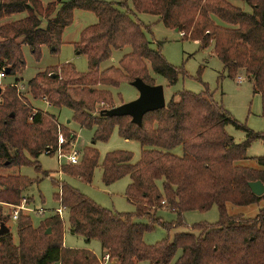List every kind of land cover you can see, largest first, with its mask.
I'll list each match as a JSON object with an SVG mask.
<instances>
[{
    "label": "trees",
    "instance_id": "16d2710c",
    "mask_svg": "<svg viewBox=\"0 0 264 264\" xmlns=\"http://www.w3.org/2000/svg\"><path fill=\"white\" fill-rule=\"evenodd\" d=\"M128 1L55 0L43 5L39 0H0V21L25 15L0 26V72L5 76L24 69L23 45L36 59L44 46L56 55L75 11L96 16L97 23L85 28L74 45L75 52L87 59V73L64 64L38 73L27 87L33 99L67 108L80 128L93 129V145L107 142L117 128L120 138L142 147L135 163L132 154L124 151L107 153L101 163L105 185L130 179L124 195L135 208L132 213L102 208L70 185L51 179L58 188L55 201L67 210L70 232L86 243L99 242L100 258L87 249L65 248L64 222L58 216H49L35 228L28 215L20 214L15 221L18 244L14 245L9 227V233L0 236V264H103L105 256L116 264H170L178 251L174 264H264V208L246 219L227 212L228 204L245 207L264 202V194L256 196L248 187L255 181L264 185V171L236 165L246 158L253 142L264 143V135L239 124L212 100L207 88L175 94L164 109L145 114L140 127L129 117H101L104 108L96 109L114 107L110 91L101 87L117 88L136 78L154 86L153 75L164 78L168 86L177 83L180 71L167 63L160 48L152 49L145 36L137 14H146L157 17L165 28L183 33L184 39L199 42L201 48L213 44L229 78L234 79L240 70L245 73L253 95L260 96L264 117V0H242L251 13L228 0H131L132 10ZM125 47L131 51L117 67L99 71L113 51ZM14 85L18 80L0 94V169L33 167L41 173L40 155L54 154L60 134L65 139L63 147L76 136L55 115L33 110L19 98ZM227 125L243 131L244 142L235 143L225 131ZM177 147L182 149L181 156L171 153ZM99 159L96 149L87 148L79 165H65L59 172L91 183ZM254 160L264 168V156ZM34 184L36 180L24 176L0 175V204H29L31 199L24 192ZM214 206L219 220L193 225L197 235L176 233L171 241L144 243V234L156 225L183 228L185 213H205ZM161 209L175 214L176 221L167 224L156 218ZM143 218L148 224L134 221ZM8 220L0 205V225Z\"/></svg>",
    "mask_w": 264,
    "mask_h": 264
},
{
    "label": "rangeland",
    "instance_id": "374dc122",
    "mask_svg": "<svg viewBox=\"0 0 264 264\" xmlns=\"http://www.w3.org/2000/svg\"><path fill=\"white\" fill-rule=\"evenodd\" d=\"M43 5H47L55 0H39ZM106 2H116V0H102ZM230 4L240 8L245 13H251V8L242 0H228ZM128 8L132 10L131 0L127 3ZM140 22L144 26V33L147 40L150 43L152 49L160 48L161 54L168 64L180 71L178 81L173 86H168L166 80L160 76L153 75L155 78V84L161 85L164 90L165 101H169L175 94L181 91H188L192 93L203 92L206 88L211 95L212 100L221 105L230 116L235 119L239 124L246 127L253 133L264 135V117L262 116L261 99L258 95H253L252 87L249 79L246 77L243 71H239L237 76L232 79L227 76L222 62L215 56L213 44H210L207 48H201L199 42L184 39L175 30L165 28L157 17L137 14ZM24 14L15 15L7 19L0 21V26L6 23H10L15 20L24 18ZM220 23L219 21H216ZM97 23V18L94 14L83 11H76L73 14L72 24L67 27L62 36V45L59 53L53 55L47 47H41L40 55L36 59L31 53L28 46L23 45L22 55L24 59V69L14 76L6 75L0 79V90L2 94L6 87L14 84L15 80H18V86H22L24 90L17 92L19 98L24 100L30 107L38 108L41 111L48 112L57 117L59 124L67 128L71 133L76 136V140L66 147H63L65 139L60 134L64 143L61 145L63 154L67 155L70 151L77 153L79 165L82 159L83 152L87 148H94L99 153V164L95 168L92 176L91 183H85L77 178H72L63 175L61 167L67 164L66 157L60 159L56 154L45 155L42 154L38 158V163L41 169V173H36L33 167H20L11 169H0L1 176L7 175H19L24 176L32 180H36V184L28 188L24 192V196L31 199L28 204L31 209H43L45 210L44 216H37L36 213L24 212V215H28L31 219L33 227L37 228L41 222L53 215L54 211L60 207L59 203L55 201L53 195L58 192V188L53 186L51 179L64 182L71 187L78 190L85 195L88 199L95 202L97 205L107 210L117 213H132L135 208L130 205L124 195L125 189L129 183V178L125 177L111 185H105L102 182V169L101 163L104 156L107 153L114 151L129 152L133 156L132 163H135L140 158V152L142 147L137 141L125 140L118 135V129L113 130L107 142H97L94 145L91 143L94 130L82 129L73 121V114L67 108H55L50 106L49 108L41 102L45 99H33L27 83L32 80L38 73H42L49 68L58 67L64 64H72L77 73H87L88 64L84 55H77L74 45L79 41L81 32ZM45 21L42 24L44 28ZM131 51L130 47H125L121 50L112 52V56L109 60L103 62L99 66V71H103L109 67H117L118 61L125 54ZM241 77V82L238 83L237 79ZM103 90L110 91L114 100V107L121 104L129 103L135 100L138 93L135 88L131 87L127 83L121 84L117 88L101 87ZM48 104V103H47ZM106 105L98 106L96 109L107 110ZM113 108V107H112ZM34 110V109H33ZM98 113L97 110H95ZM226 133L231 136L235 143H242L245 140V133L243 131L235 129L233 126H225ZM59 140V138H58ZM149 149V148H144ZM176 156L182 155L181 147H177L171 151ZM264 156V143L262 141H256L251 144L246 153L244 160L236 162V165L247 167L250 169L260 170L263 169L254 160V157ZM43 172L48 173V177H43ZM38 180V182H37ZM157 186L161 189V182L157 181ZM4 215L9 218L6 221V227H9L12 235L14 245L18 244V237L16 233L15 221L11 220L12 205L0 204ZM264 208V202L254 204L251 206H234L227 205V212L229 216L253 218ZM156 218H160L164 223H173L176 221V216L172 212L166 209H161L156 212ZM60 218V217H59ZM64 222L66 228L69 227L67 210H63L62 217L60 218ZM219 220V214L217 207H213L211 210L205 213L188 212L184 214V222L186 226L183 228L176 227L166 229L161 226H155V228L146 232L143 237V241L146 245H153L163 240L171 241L176 233H193L198 234L197 231L192 230V226L195 224H214ZM135 222L148 224V221L143 219H135ZM67 231V229H66ZM69 244H75L76 246L83 245V238L72 237L69 232L66 233ZM85 241V240H84ZM84 247H71L70 249H79ZM91 248L96 252L98 257H101V250L99 242H91ZM178 251L170 264H174L175 260L180 256ZM103 264H110L108 261ZM139 264H148L147 262H141Z\"/></svg>",
    "mask_w": 264,
    "mask_h": 264
},
{
    "label": "water",
    "instance_id": "95a60500",
    "mask_svg": "<svg viewBox=\"0 0 264 264\" xmlns=\"http://www.w3.org/2000/svg\"><path fill=\"white\" fill-rule=\"evenodd\" d=\"M178 32L177 30H175ZM7 73V71H6ZM129 85L136 89L138 96L135 100L113 107L111 109L100 112L101 117H129L131 123L140 127L142 125L143 116L149 112L164 109L166 101L164 90L161 85L150 86L145 84L141 79L136 78ZM250 191L256 195L264 194V185L260 181L249 182ZM9 233L8 227L5 224L0 225V236ZM47 234L49 231L46 232Z\"/></svg>",
    "mask_w": 264,
    "mask_h": 264
},
{
    "label": "built area",
    "instance_id": "2783aa9c",
    "mask_svg": "<svg viewBox=\"0 0 264 264\" xmlns=\"http://www.w3.org/2000/svg\"><path fill=\"white\" fill-rule=\"evenodd\" d=\"M181 37H183V33L179 34ZM5 75H4V72H0V79L4 78ZM241 77H238L237 81L238 83L241 82ZM16 87V90L17 92H20L21 90H24V88L22 86H18V85H14ZM64 143V140L62 139V137L60 136L59 137V140H58V146H57V149L56 151L54 152V154L57 155V158H58V162L60 161L61 158H63L64 156L66 157V161H67V164L69 165H76L77 162H78V159H77V153L75 151H70L69 154L65 155L63 154L62 152V148H61V145ZM48 152H46L47 154ZM63 210L65 211V208H63L62 206H60L58 209H56L53 213V215H56L58 217H62V214H63ZM36 213L37 216H44V213H45V210L43 209H36V210H33V208L31 209V207L25 203V201H22V203L19 205V206H13V209L11 210V220L12 221H16L18 216L20 214H24V212H29V213ZM103 262L106 263V261L109 262V257L108 256H105L102 258Z\"/></svg>",
    "mask_w": 264,
    "mask_h": 264
},
{
    "label": "crops",
    "instance_id": "0c3cea01",
    "mask_svg": "<svg viewBox=\"0 0 264 264\" xmlns=\"http://www.w3.org/2000/svg\"><path fill=\"white\" fill-rule=\"evenodd\" d=\"M51 3V2H50ZM76 12V11H75ZM64 34V33H63ZM77 54V53H76ZM78 55V54H77ZM41 102L43 103V104H45V106H47L48 108L50 107V105L49 104H47L46 102H44V101H42L41 100ZM34 110H39L38 108H33ZM41 111V110H40ZM47 112V111H46ZM255 158V157H254ZM260 170H263V169H260ZM264 171V170H263ZM127 178V177H126ZM129 183H130V179H129ZM128 183V184H129ZM130 204V203H129ZM131 205V204H130ZM132 206V205H131ZM67 216H68V213H67ZM66 229H67V231H66ZM67 232H69V234L72 236V237H78V236H75V235H73L71 232H70V230H69V227L68 228H66L65 226H64V234H63V245H64V247L65 248H71V247H76V248H78V247H84V248H79V249H87V250H89V251H91L97 258H100V257H98L97 255H96V252L91 248V242H93V241H91V242H89V243H86L84 240H83V245H81V246H76L75 244H69L68 245V239H67V235H66V233ZM99 246H100V244H99ZM100 250H101V247H100ZM102 253H103V251L101 250V255H102ZM110 264H116L115 262H109Z\"/></svg>",
    "mask_w": 264,
    "mask_h": 264
}]
</instances>
